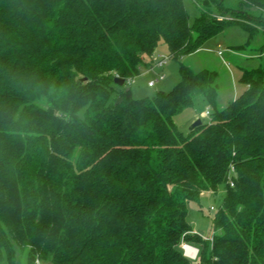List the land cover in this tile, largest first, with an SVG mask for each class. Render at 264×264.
<instances>
[{"label": "trees", "instance_id": "obj_1", "mask_svg": "<svg viewBox=\"0 0 264 264\" xmlns=\"http://www.w3.org/2000/svg\"><path fill=\"white\" fill-rule=\"evenodd\" d=\"M230 1L190 25L183 0H0V264H196L186 242L197 264H264V64L219 110L206 69L129 88L160 43L179 61L231 23L264 34V0ZM197 97L212 112L184 135ZM219 186L205 242L187 206Z\"/></svg>", "mask_w": 264, "mask_h": 264}, {"label": "rangeland", "instance_id": "obj_2", "mask_svg": "<svg viewBox=\"0 0 264 264\" xmlns=\"http://www.w3.org/2000/svg\"><path fill=\"white\" fill-rule=\"evenodd\" d=\"M233 0L230 1L232 4ZM216 0H183V6L187 14L188 23L191 25L199 15L201 8H208L212 11L215 19H221L227 15L225 10L216 12ZM229 7V4H226ZM230 8V7H229ZM229 18V17H226ZM230 19V18H229ZM258 31L254 32L249 40L246 33L239 24L231 23L223 30L207 38L202 45L192 54L182 57L179 61L170 59L164 44L160 43L153 51L151 57H145L146 64L140 71V75L133 79L129 88L134 98L151 97L157 91H169L179 80V64L187 67L191 72L197 73L201 70H209L216 74L217 98L216 109L224 108L228 103L239 96L243 87L239 84L241 70L256 69L264 64V34L259 25H253ZM260 29V30H259ZM249 40V43H248ZM261 49V50H260ZM220 52V55L217 53ZM166 58L162 68L150 70L149 64L152 59ZM163 76L164 80L159 81ZM148 82L154 83L153 88L147 86ZM206 111L212 112V108L202 97L194 99L191 108L184 110L174 118L176 128L184 135L189 131L190 126L196 120L207 122L203 118ZM225 196V187L219 186L215 192H202L199 197V204L189 203L187 206L186 220L191 227L192 233L196 234L202 241H211L212 237L219 236L220 232H213L211 225L215 214L221 207ZM184 256L189 259L186 248L195 249L194 260L197 264L196 248L186 242L181 246ZM41 264V263H39Z\"/></svg>", "mask_w": 264, "mask_h": 264}, {"label": "built area", "instance_id": "obj_3", "mask_svg": "<svg viewBox=\"0 0 264 264\" xmlns=\"http://www.w3.org/2000/svg\"><path fill=\"white\" fill-rule=\"evenodd\" d=\"M217 54L220 55L219 52H218ZM166 61H167L166 58H159V59H154V60H152V61H151L152 66L150 67V70H152V69H154V68H162V67L165 65ZM163 79H164V77H163V76H160V77H159V80H158L157 82H159V81H163ZM147 86H148L149 88H153V87H154V83L149 82V83L147 84ZM207 116H208V112L206 111V112L204 113V115H203V118H205V117H207ZM191 255H192L191 253L188 254L189 259L194 260L195 255H194V256H191Z\"/></svg>", "mask_w": 264, "mask_h": 264}, {"label": "water", "instance_id": "obj_4", "mask_svg": "<svg viewBox=\"0 0 264 264\" xmlns=\"http://www.w3.org/2000/svg\"><path fill=\"white\" fill-rule=\"evenodd\" d=\"M113 83H114V85H116L117 87H123V86H124V80H123V79H120V78H118V77H115V78L113 79ZM125 91H129V89L127 88V89H125ZM118 103H120V98H117V100H116V104H118ZM200 125H201V122H200V120L198 119V120H196V121L190 126L189 130H193V129L199 127Z\"/></svg>", "mask_w": 264, "mask_h": 264}, {"label": "crops", "instance_id": "obj_5", "mask_svg": "<svg viewBox=\"0 0 264 264\" xmlns=\"http://www.w3.org/2000/svg\"><path fill=\"white\" fill-rule=\"evenodd\" d=\"M152 60H154V59H152ZM152 60H151V61H152ZM143 61H144V60H143ZM151 66H152V63L150 62V64H149V68H150ZM163 80H164V79H163ZM132 82H133V80L131 81V84H132ZM148 83H149V82H148ZM148 83H147V84H148Z\"/></svg>", "mask_w": 264, "mask_h": 264}]
</instances>
